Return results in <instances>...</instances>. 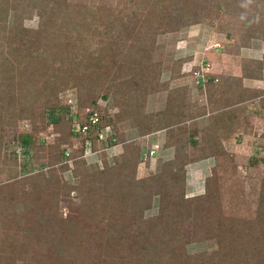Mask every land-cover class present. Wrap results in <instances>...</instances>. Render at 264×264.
Here are the masks:
<instances>
[{"label":"rangeland","instance_id":"374dc122","mask_svg":"<svg viewBox=\"0 0 264 264\" xmlns=\"http://www.w3.org/2000/svg\"><path fill=\"white\" fill-rule=\"evenodd\" d=\"M68 1L86 8L84 16L94 28L95 19L104 15L106 9L122 10L126 3V0ZM230 3L227 9L222 4L217 6V3L211 0L209 8L204 12L207 18L203 22L201 21L203 14L198 16L199 20L189 22L186 19L188 11L183 5L171 7L167 13L181 17L183 24L179 31L174 33L157 32L155 36H151V32L140 34L138 27L133 24H129V28L125 27L126 30L116 29L120 36L117 41L119 51L117 60L131 57L133 53L135 57L138 56L142 47L140 42L155 37L156 48L153 57L158 71H161V85L167 84L169 89L188 87L190 100L187 110L191 116L204 110L210 112L223 108L225 102L229 100V97L225 96V91L229 92L231 88L227 78L236 81L242 77L244 67L252 73L251 77H254L250 83L245 81L246 79L243 81L244 87L254 91L251 93L252 96H248L252 101L247 104L246 112L239 114L235 132L228 139H222L224 151L216 152V155L205 153V157L214 161L212 170L196 175L192 168L195 163L199 165L202 160L185 168L184 199L189 202L185 205L176 203L173 208L166 210L162 217L160 205L156 200L152 208L145 211L143 219L136 223L132 222L136 216L127 213L120 204L111 211L113 222H108L87 218L80 208L81 199L77 191L65 195L55 186L51 188L40 186L38 192L31 195L30 183L24 186L15 185L14 213L23 214V201L28 197L35 200L34 206L29 209L33 212L28 215L33 221L36 219L41 221L42 215L47 214L57 216L65 222L76 220L78 228L64 237L62 241L64 245L56 249L53 243L58 231L55 229L58 228L65 234L66 229L63 226L53 225L49 231L44 232L17 226L12 235L4 237L1 241L2 243L5 240L3 246L7 262H10L9 258L12 257L13 264H264V0H240L237 3ZM16 14V11H8L6 6L0 5L2 23L13 25ZM39 23V16L34 14L32 18L23 20L22 27L25 30H36ZM79 28L81 32H85L81 26ZM103 33L105 25L99 24L90 44L91 48L97 46ZM128 49L131 50L130 54L126 52ZM179 61L182 63L181 70L173 78V72H176L175 63ZM201 63L210 64L211 73L219 78L217 85L222 86L214 91L212 96H208L191 81L189 71ZM260 65L262 74L259 72ZM119 73L113 65L105 69L101 92L115 90L123 101L127 95L126 87L119 86L121 82L112 83V78ZM126 73L124 70L121 76ZM161 85L156 91L152 90L148 94L145 109L148 114L158 113L167 105L168 91ZM77 95L78 92L74 88L67 89L60 97L63 98L62 102L65 105H69L67 99L77 100ZM100 102L101 112L104 113V110L108 109L110 117L122 112V107L116 103L111 92L108 94V100ZM1 105L5 107L8 117L16 111V107L9 104L8 98ZM35 110L38 114L45 112L47 116L50 113L42 101L36 103ZM48 121L49 119L46 120L47 123ZM46 122H38V132L30 147L23 146L20 137L33 131L34 128L29 121H21L16 126L1 125L0 134L5 139L3 153L11 158L18 156L20 163L18 171L22 164H26L21 176H30L42 169L41 162L32 159L35 149L40 147L39 152L46 150V145L57 137L49 129L43 130ZM210 124L208 117L205 119L199 117L197 121L182 125L185 130L180 129L179 125L163 131L165 137L169 131L174 134L180 133L181 143H187L194 135L200 145L195 149L190 147L188 151L190 155L197 156L198 154L193 153L203 151L204 139ZM118 133L129 142H143L148 155L152 146L158 145V151L166 147L165 142L162 146L159 139L153 138L150 134L141 137L137 128L126 123L121 124ZM169 148L175 151L173 146ZM121 152L120 145L108 151L111 155ZM175 153L170 158H162L159 154L151 158L146 157L147 161L138 167L137 178L156 175L164 163L174 160ZM85 156L91 162L94 160L100 162V158L90 148L86 150ZM121 159L123 162L126 161L125 154L121 155ZM68 162L72 164L71 161ZM8 174L2 175L1 179L8 180ZM68 178L73 185L80 182L78 179H71L70 176ZM154 189H166V182L162 185L155 184ZM58 193L60 203L56 208L54 202ZM172 197L174 198L173 193ZM200 197H203L200 202L193 201ZM64 225L66 228V224ZM149 248L154 249L155 255H158L156 259L149 260L147 257L146 250ZM58 250L61 253L57 252ZM161 253L164 255L160 257Z\"/></svg>","mask_w":264,"mask_h":264},{"label":"trees","instance_id":"16d2710c","mask_svg":"<svg viewBox=\"0 0 264 264\" xmlns=\"http://www.w3.org/2000/svg\"><path fill=\"white\" fill-rule=\"evenodd\" d=\"M211 0H126L122 10L114 11L106 9L105 14L95 19L96 26L90 25L84 16L85 7L73 4L68 0H0V5L6 6L7 10L16 11L13 25L0 21V128L1 125H18L21 121H29L33 131L22 134L23 146L30 147L36 136L38 122L44 123L43 130L49 129L57 135L53 142L46 145V150L35 149L32 159L41 162L42 169L33 175L21 176L25 165L20 166L18 156L13 158L6 156L4 137L0 134V264H13L6 261L7 255L4 249L6 236H10L13 230L19 226L40 231H49L53 225L63 226L65 234L56 228V249H60L64 243V237L77 231L76 220L62 221L57 216L42 215V220L33 221L29 213L33 212L30 207L34 206L35 200L25 197L23 201V214L14 213L13 186L30 183L31 195L38 192L40 186L51 188L55 186L61 194H71L77 191L80 195V208L83 209L87 218L113 222L112 209L122 204L123 210L135 215L132 222L141 221L145 211L151 209L154 201H158L161 216L164 212L175 206L176 203L185 205L189 201L184 199L186 188L185 168L194 162L205 160V153L216 155L223 152L222 139H228L234 132L240 113H245L248 103L252 101L253 90L244 87L245 79L253 80L252 73L246 67L242 77L228 79L231 83L230 91H225V106L215 111H201L196 115H189V89H169L168 85L162 84L160 74L154 63L153 52L156 48L155 37L141 41L142 47L138 56L118 59L117 41L120 39L119 30L129 28V24L136 25L138 32L143 34L151 32V36L165 32L174 33L183 25L181 17H175L167 13L174 6L183 5L187 9L186 19L195 22L198 16L203 14L202 22L206 21L205 11L209 8ZM240 0H214L217 6L224 5L227 9L230 2ZM179 10L182 9L179 7ZM37 14L40 18L39 27L36 30L23 29V20L32 18ZM184 16V15H182ZM168 22V23H167ZM177 22V25H175ZM175 23V24H174ZM99 24L105 25V33L98 40L93 49L90 44L95 37ZM182 24V25H181ZM85 32H81L79 27ZM85 34V35H84ZM136 45V44H134ZM133 46V45H132ZM131 46V47H132ZM131 50L126 52L130 54ZM125 53L126 55H128ZM120 55V57H122ZM259 63V62H258ZM115 66L120 72L112 78L126 87L127 95L121 101L114 91L102 93L104 86V71L109 66ZM176 72L173 78L181 70L182 63L176 62ZM197 69V67L195 68ZM126 74H122L123 71ZM261 70V65L259 72ZM251 74V75H250ZM261 74L259 76H261ZM209 75V76H208ZM208 81L196 86L207 95L222 86L217 85L219 78L209 73ZM118 76V77H117ZM261 78V77H260ZM259 77L256 78L258 80ZM160 85L168 91L167 105L164 110L148 114L145 112L147 97L152 90H157ZM227 87V84H225ZM76 89L77 100L64 104L60 97L67 89ZM116 88V87H115ZM112 93L115 101L122 107V112L110 117L109 110L101 112L100 100H108V94ZM252 93V94H251ZM256 93V92H255ZM227 94V95H226ZM212 96V95H211ZM8 98L9 104L16 107L10 117L5 107L1 104ZM188 98V99H187ZM42 101L47 113L38 114L35 110L36 103ZM248 104V105H247ZM61 113H57V112ZM68 112L70 115H68ZM7 117V118H6ZM98 121L93 123V118ZM208 117L211 124L208 134L204 139L203 151L190 155L188 148L195 149L200 145L194 135L187 143L180 142V133L174 134L169 131L166 136V147L175 148L174 160H169L161 167V171L154 176L137 178V170L140 164L147 161L143 142H129L126 137H121L118 128L126 123L130 127L137 128L139 135L145 137L149 134L163 130H170L174 126L197 121ZM134 121V122H133ZM208 121V120H207ZM86 127V130H82ZM115 131L105 140L99 136L107 129ZM196 133V132H195ZM35 144V143H34ZM96 152L100 162L92 161L85 156L86 146ZM116 145H121L126 161L121 159L122 154L111 155L109 150ZM152 148V147H151ZM70 152L66 158V152ZM158 152V151H157ZM146 159V160H145ZM68 161H71L70 164ZM8 173L7 179L2 180V175ZM71 179L80 180L78 185L71 184ZM68 178V179H67ZM42 182V183H40ZM166 182V189L156 190L154 185H162ZM174 194V198L172 197ZM207 198V197H206ZM60 193L57 194L55 207H59ZM203 197L193 201L200 202ZM170 203V204H169ZM195 203V202H194ZM65 222V225L61 223ZM19 225H17V224ZM51 227V228H50ZM184 228L183 225H181ZM154 249L146 250L149 260L156 259ZM61 253V251H57ZM164 255L163 253L160 254Z\"/></svg>","mask_w":264,"mask_h":264},{"label":"built area","instance_id":"2783aa9c","mask_svg":"<svg viewBox=\"0 0 264 264\" xmlns=\"http://www.w3.org/2000/svg\"><path fill=\"white\" fill-rule=\"evenodd\" d=\"M210 68H211V66H210L209 63H205V64L204 63H201L200 66L197 67V69H191V71H189V72H190V75L192 77V80H191L192 83L195 86H199L201 84L206 83L208 81L207 75L209 73H211V69ZM67 100H68L69 103H72L73 102L72 98H68ZM97 121H98V118L97 117H94L93 118V123H96ZM86 129H87L86 127H83L82 128L83 131L86 130ZM112 134H113L112 129L109 128L104 133H101L100 136H99V138H100V140H105V138L107 136L112 135ZM116 146H118V145H116ZM89 148L91 149V147L89 145L86 146V150L89 149ZM91 151L94 152L92 149H91ZM109 151H112V150H109ZM157 151H158V145L153 146L150 149V151H149V155L150 156H153V155H155L157 153ZM94 153H96V152H94ZM119 154H123V152H121ZM69 155H70V152L67 151L66 152V156L68 157Z\"/></svg>","mask_w":264,"mask_h":264},{"label":"crops","instance_id":"0c3cea01","mask_svg":"<svg viewBox=\"0 0 264 264\" xmlns=\"http://www.w3.org/2000/svg\"><path fill=\"white\" fill-rule=\"evenodd\" d=\"M245 81H248L250 83L252 80L251 79H246ZM150 135L153 138L154 137H157L159 139V141L161 142L162 146H163V144H164V142L166 140L165 132L164 131H160V132L153 133V134H150ZM157 153L162 158H164V157H169L170 158V157L173 156V154L175 153V151H174L173 148L164 147V148H161ZM213 166H214V161L211 158H207L205 160H202L199 165H198V163H195V166H193L192 169L196 172L195 174L197 175L198 173L201 174V172H204V171H211Z\"/></svg>","mask_w":264,"mask_h":264}]
</instances>
